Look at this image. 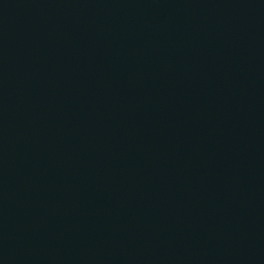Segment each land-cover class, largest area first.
I'll use <instances>...</instances> for the list:
<instances>
[{
    "label": "water",
    "instance_id": "obj_1",
    "mask_svg": "<svg viewBox=\"0 0 264 264\" xmlns=\"http://www.w3.org/2000/svg\"><path fill=\"white\" fill-rule=\"evenodd\" d=\"M0 264H264V0H0Z\"/></svg>",
    "mask_w": 264,
    "mask_h": 264
}]
</instances>
